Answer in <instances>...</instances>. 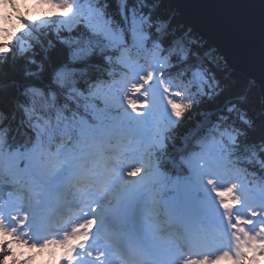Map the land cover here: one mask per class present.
<instances>
[{"label":"rangeland","instance_id":"374dc122","mask_svg":"<svg viewBox=\"0 0 264 264\" xmlns=\"http://www.w3.org/2000/svg\"><path fill=\"white\" fill-rule=\"evenodd\" d=\"M11 5H14L19 12L25 9L24 13H21V17L26 23L31 24L35 28L48 26L57 34L66 32L75 25L80 24L91 34L103 37L107 44L119 42L117 34L112 30L110 24L103 19L100 12L87 4L79 5L75 0H32L31 4L28 3V0H0V41L4 36L9 37L8 32L3 31V25ZM15 13H17V10ZM182 24L190 31H194L199 37L205 39L200 32L195 31L183 22ZM162 25L158 23L155 30L156 33L161 30ZM132 42L140 45L142 36L134 33ZM73 43L76 44L75 49L78 50L80 46L76 42ZM95 44V39L83 43L84 47ZM215 51L217 52L216 49ZM119 60L126 71L123 76L114 77L106 81L104 85H98L88 96L79 92H72V95L78 97L77 101L86 103V109L92 118H103L106 121L109 118L110 110H108V107H110L114 114L112 116L116 118L114 121L116 123L113 125L111 120V122L107 121L110 122V126L106 130L95 129L91 123H86L85 121L77 123V140L81 141L74 142L69 149L57 148L50 155V160H45L46 182L43 180L37 182L31 177L29 169L20 168L17 171L18 176L16 178L19 183L15 184H17L16 187L21 186L26 195L30 194V206H25L24 201L19 198L15 189L14 191L11 190L10 185L7 186L5 183H1L2 173L14 170L1 169L0 199H4L6 202L3 211L7 213L12 210L13 214L10 215L7 221L0 220V238L11 243L14 249H18L28 256L29 260L36 261L42 258L45 264H51L55 256L54 245L38 243V239L35 240L30 235H38L39 229L35 228V220H40V213L42 212L39 209L43 205L44 200L56 188H64L66 193L72 194L73 197L69 198L71 200L66 201V206L73 213L78 212V216L75 218L91 216L92 218L90 219L93 222L92 230L98 235H102L103 231L111 226L110 223L105 225L103 218L107 219L111 215L124 211V204L116 206V204H120L119 200L131 196V193L138 192L142 194L141 209H139L138 215L139 222L145 227L148 236L159 234L160 238H163L162 236L168 238V243L173 242L174 244L170 243L172 252L175 257H180L182 262L185 261L183 264H238V260L232 257L228 249L224 245L222 246V242H220L223 241L226 244L227 241L231 242L233 239L231 245L238 251V254H243V256L248 258L249 264H264V260L260 259V257H264V200L262 195L258 190L250 192L254 203H256L250 209L256 213L251 217L249 225L246 224L245 227H240L241 224L246 222V219L241 218V216L231 215V212L242 211L240 202L243 200L245 202L248 201L247 198L250 195L247 193L246 186L241 183L233 181V183L220 184L225 176L224 172L219 169H213L214 172L197 171L199 166L197 161L209 153V146H205L199 156L190 159L187 162V166L190 174L202 177V173H205L220 185L209 188L200 186L196 179L192 177L194 188L190 196L195 198L197 193H201L205 202H194L195 205L192 206L188 200L175 197L178 200L175 204L165 200L162 209L168 214L170 213L169 217H172V219L175 218L173 210L182 209L181 211L190 212L191 209L192 213H196L198 222L203 220L209 226L211 232L208 238L213 240V236L216 235V239L214 238L213 242L203 248V252L199 250L184 253L176 247V243L173 241L174 237L171 238L167 234L168 229L174 226L172 219L168 218L166 220L165 224L167 226L158 227L155 225V219L152 214L155 204L150 202L151 189L154 183L162 179V174L154 168L149 170L146 164H143L142 150L151 135H158L156 123L157 117H159L162 110L154 97L148 98L146 95L145 86L141 81L145 72L144 68L124 55ZM109 84L112 86L111 88ZM154 85L156 87V84ZM107 86L111 90L109 94L105 92ZM161 88L164 98L162 97L163 94L159 95L156 92V100L164 110H172L181 92L177 91V85L173 81L162 82ZM167 103L170 105V109L167 107ZM154 104L157 108H152ZM118 108H121V110L116 111ZM51 113L53 115L52 121L42 119L40 122V134L45 139L49 138L48 133L50 131H62L65 126L64 123H61V116L54 109L51 110ZM79 133L84 136L82 139L78 136ZM127 137L128 139L126 140L125 138ZM156 141L159 140L157 139ZM39 150V143L34 144L31 155L36 157ZM86 153L88 154L87 158L91 160L90 163L95 162L96 164L91 169V173H87L86 168L82 164ZM49 161L54 164L52 166L53 169L49 168ZM205 162L209 166L219 165L220 158L216 154H212L206 157ZM33 164L42 172V162L33 160ZM29 165L32 167L30 163ZM206 180L207 177L205 175L204 181ZM101 184L104 185L102 189L95 190V187ZM206 185L208 186V183ZM3 186L6 187L4 190L1 189ZM187 187L192 188L189 183L178 184V189H187ZM259 201L262 202V205ZM108 210H110L109 213ZM229 213L232 216L231 220H233V223H237L239 226L231 227V225L229 226V219L221 218L222 222L217 224L218 228H212L214 221H217L221 216L229 215ZM29 224L31 225L29 226ZM17 225L26 226L20 233L21 241L18 240L17 229V232L10 229L11 226L17 227ZM28 228H30V233ZM80 228L81 226L77 227L76 230ZM56 232L63 233L59 230ZM68 236L70 234L66 235V237ZM28 237L31 240H27ZM162 245L160 244L161 248H163ZM209 246L211 252L207 250ZM148 247L153 248L152 245ZM37 249L46 252L49 258L45 259L43 255H37ZM214 249H218V251H214ZM33 256H35L34 260ZM191 259L194 260L189 262ZM170 264L174 263L171 262Z\"/></svg>","mask_w":264,"mask_h":264},{"label":"trees","instance_id":"16d2710c","mask_svg":"<svg viewBox=\"0 0 264 264\" xmlns=\"http://www.w3.org/2000/svg\"><path fill=\"white\" fill-rule=\"evenodd\" d=\"M88 2L99 9L103 19L119 34L123 45L108 48L103 37L91 34L80 24L56 34L48 26L28 28L21 19L10 27L9 37L2 39V149L20 155L33 144L36 135L30 125L32 110L41 103L53 104L68 116H73L71 112H74L91 122L77 109L71 97L64 95L70 92L66 88L88 94L96 84L114 76L120 53L126 48L129 52L139 49L131 42L133 33L137 32L143 34L144 43L155 48L163 59L165 73L180 79L186 91L179 111L165 127L162 148L150 155V161L156 162L166 181L184 176L183 160L197 150L192 145L210 137L229 158L232 170L237 169L235 172L248 183L264 188V113L257 86L230 70L207 39L182 24L167 0ZM158 23L163 25L156 33ZM94 39L95 45L84 47L85 41ZM73 42L80 46L78 50ZM60 79L71 82L63 83ZM35 109L37 111L38 107ZM68 132L73 134L74 130ZM197 136L202 137L193 143ZM228 137L231 141L226 139ZM233 163H238L236 168L232 167ZM3 250L9 248L3 247ZM11 253L4 257L0 254V264H17Z\"/></svg>","mask_w":264,"mask_h":264},{"label":"water","instance_id":"95a60500","mask_svg":"<svg viewBox=\"0 0 264 264\" xmlns=\"http://www.w3.org/2000/svg\"><path fill=\"white\" fill-rule=\"evenodd\" d=\"M233 71L254 83L264 112V0H167Z\"/></svg>","mask_w":264,"mask_h":264},{"label":"bare ground","instance_id":"6f19581e","mask_svg":"<svg viewBox=\"0 0 264 264\" xmlns=\"http://www.w3.org/2000/svg\"><path fill=\"white\" fill-rule=\"evenodd\" d=\"M106 92H108V90H106ZM131 195L133 199L139 200L140 195L138 193H132ZM63 197L64 195H62V198ZM123 201L125 202L126 199L124 198ZM51 204L58 206L59 208H62L63 211L67 212L66 206L62 204V200L59 199ZM2 213L3 212H0V215ZM134 213L136 215L137 210H135ZM9 214L10 212L6 215ZM54 220L57 222L60 219H55L54 216L46 210L44 222L42 223L45 228L42 232L49 236L47 243L53 239L58 241V244L55 246V249L57 250V257L53 260L52 264H145L142 259L135 254L134 250L131 249L130 243L132 238L126 233V235H123V241L121 243L115 240V237L118 234L116 230H114L112 234L108 233L104 238L99 239L98 237L90 234V224L87 223L85 228L78 233L76 237L69 240H63L65 234L67 233L55 235L52 233V230H50V225L54 222ZM70 223H72V221H70ZM185 223L186 224H183L181 233L184 239L179 242L178 248L183 250V252L202 250V248L208 244V230L205 223L203 221ZM74 225L75 223L69 224V232L74 228ZM136 226L139 232H144L140 227V224L137 223ZM18 236L20 239V234H18ZM153 239L157 240L158 238L153 237ZM101 240L111 242L114 246L115 253L117 254V260L120 261V263L113 262L109 254L106 252L104 243L100 242ZM91 245L95 246L96 252H92ZM152 252L155 258H158L157 255H163L161 260L158 259V264H169V262L173 259L180 261L179 258L174 257L173 252L170 249L160 252H158V250H152ZM180 264H183V262H180Z\"/></svg>","mask_w":264,"mask_h":264},{"label":"snow or ice","instance_id":"6c2138e0","mask_svg":"<svg viewBox=\"0 0 264 264\" xmlns=\"http://www.w3.org/2000/svg\"><path fill=\"white\" fill-rule=\"evenodd\" d=\"M5 246H6V244L0 243V247H5ZM36 254L37 255H43L45 257V259L49 258L48 254L46 252H44L43 250H41V249H37L36 250ZM34 259H35V256H33V260Z\"/></svg>","mask_w":264,"mask_h":264},{"label":"clouds","instance_id":"9594fccd","mask_svg":"<svg viewBox=\"0 0 264 264\" xmlns=\"http://www.w3.org/2000/svg\"><path fill=\"white\" fill-rule=\"evenodd\" d=\"M28 3L31 4L32 3V0H28ZM261 260H264V257H260ZM34 264H45V261L40 258V259H37Z\"/></svg>","mask_w":264,"mask_h":264}]
</instances>
